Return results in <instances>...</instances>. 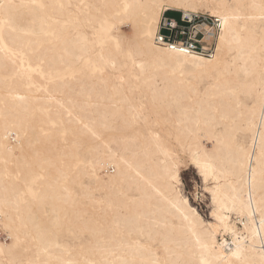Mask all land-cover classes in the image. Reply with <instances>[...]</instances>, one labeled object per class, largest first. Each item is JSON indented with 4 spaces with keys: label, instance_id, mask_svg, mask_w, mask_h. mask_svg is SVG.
Masks as SVG:
<instances>
[{
    "label": "bare ground",
    "instance_id": "bare-ground-1",
    "mask_svg": "<svg viewBox=\"0 0 264 264\" xmlns=\"http://www.w3.org/2000/svg\"><path fill=\"white\" fill-rule=\"evenodd\" d=\"M174 10L220 19L211 58L154 43ZM174 145L209 166L212 223ZM262 219L264 0H0V264H264Z\"/></svg>",
    "mask_w": 264,
    "mask_h": 264
},
{
    "label": "built area",
    "instance_id": "built-area-1",
    "mask_svg": "<svg viewBox=\"0 0 264 264\" xmlns=\"http://www.w3.org/2000/svg\"><path fill=\"white\" fill-rule=\"evenodd\" d=\"M169 12L162 14L154 43L170 52L211 58L221 29L220 19L203 12L178 11L176 20L166 16Z\"/></svg>",
    "mask_w": 264,
    "mask_h": 264
},
{
    "label": "rangeland",
    "instance_id": "rangeland-1",
    "mask_svg": "<svg viewBox=\"0 0 264 264\" xmlns=\"http://www.w3.org/2000/svg\"><path fill=\"white\" fill-rule=\"evenodd\" d=\"M202 12L207 13L206 11H202ZM177 13H178V11L174 10V11L167 13L166 16L168 18H173V19L178 20L179 15ZM121 31H123V33L128 35V36H131V34H132L131 28L129 26L122 27ZM188 71H189V73H188ZM183 72L185 74V77L188 80H193L195 82V84H197V87H198V89H200L199 91L201 94L204 92V89L206 87H208L209 85H211L213 83V80L211 77H205V76L200 77L201 75L200 76L198 74L196 75L195 70L192 67L184 68ZM194 73L197 77H194L195 76ZM192 74H193V76H192ZM205 145L208 149L210 148V143H206ZM174 152H175V156L176 157L178 156L180 158L181 163L183 165L179 170L180 182H181L180 189H181L183 196L188 198L191 206L197 210V212L201 215V217L204 219L205 222L212 223L213 218L211 216V212H212L213 206L211 204V197H210V194L208 192L204 191L205 186H208V187L212 186L211 181H208L206 184L203 182L202 177L197 172L196 168L191 164V161H190V158L188 156L187 151L179 150L174 145ZM109 172L110 173L112 172L111 168H109ZM238 227H240V225H238ZM70 233L72 234L71 228L66 227L65 228V235L66 236L64 235V237L69 242L73 243L76 241V236L74 233L72 235ZM219 238L220 237H218V239ZM226 238L228 239V237H226ZM0 239H1L0 240L1 242H4V240H7L6 235L4 233H1Z\"/></svg>",
    "mask_w": 264,
    "mask_h": 264
},
{
    "label": "snow or ice",
    "instance_id": "snow-or-ice-1",
    "mask_svg": "<svg viewBox=\"0 0 264 264\" xmlns=\"http://www.w3.org/2000/svg\"><path fill=\"white\" fill-rule=\"evenodd\" d=\"M176 6H180V5H176ZM161 7H163V6H161ZM173 50H175V49H173ZM181 51H183V49H181ZM113 67H115L114 64H113ZM192 163H194L195 166L198 169H200V174H201V176H203L205 184H206L207 180H208V175H209V166L207 164H201V162L199 160H197V159H193ZM182 166L183 165H182L181 160H180V158L178 156L173 158L172 167L169 170V179L174 182L173 183V188H175L176 185H178L179 182H180L179 170H180V168ZM204 191L207 192L208 188L205 187ZM213 202L215 203V195H213ZM181 203L184 204V205H188L189 201L186 200V199H181ZM187 211L192 212L193 210L191 208H188ZM213 214L215 215V213H213ZM187 218L188 217L185 216V219H187ZM261 226L264 227V219L261 220ZM196 243L198 245H201L202 248L206 247V245H202L201 244V241L199 239L196 240ZM236 243H237L236 249L235 250H230V251H231V255L232 256H235V257L239 258L242 249L239 246L240 242L237 241ZM165 251H167V249H165ZM261 251L264 252V247H262ZM123 264H135V262L134 261H124ZM153 264H169V261L167 259H165V260L156 259L153 262ZM200 264H213V261L205 260V259L202 258Z\"/></svg>",
    "mask_w": 264,
    "mask_h": 264
}]
</instances>
